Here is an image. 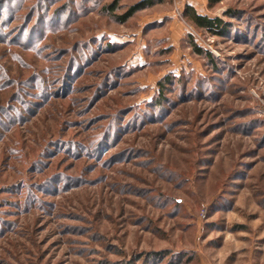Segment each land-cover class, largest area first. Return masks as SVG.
Wrapping results in <instances>:
<instances>
[{
    "label": "rangeland",
    "instance_id": "obj_1",
    "mask_svg": "<svg viewBox=\"0 0 264 264\" xmlns=\"http://www.w3.org/2000/svg\"><path fill=\"white\" fill-rule=\"evenodd\" d=\"M113 1L0 0V264H264V0Z\"/></svg>",
    "mask_w": 264,
    "mask_h": 264
},
{
    "label": "trees",
    "instance_id": "obj_2",
    "mask_svg": "<svg viewBox=\"0 0 264 264\" xmlns=\"http://www.w3.org/2000/svg\"><path fill=\"white\" fill-rule=\"evenodd\" d=\"M120 0H115L113 3L105 4L104 10L108 13L112 14L118 8V2ZM164 0H138L134 2V5L130 6L124 13L120 16H113L119 22H125L135 14L136 11L144 8H148L149 6H153L158 3H162ZM210 2H218L217 0H210ZM228 15H231L230 10L226 12ZM183 15L188 18V20L195 24L196 26L206 29L207 31H211L214 33L222 34L225 29L227 23L221 19L220 17L207 16L201 13H198L192 6L187 5L184 8ZM194 50L200 54H204L209 60H212V53L210 51L204 50L201 46H198L194 43ZM169 79V76H166L164 80ZM163 83V82H162Z\"/></svg>",
    "mask_w": 264,
    "mask_h": 264
},
{
    "label": "crops",
    "instance_id": "obj_3",
    "mask_svg": "<svg viewBox=\"0 0 264 264\" xmlns=\"http://www.w3.org/2000/svg\"><path fill=\"white\" fill-rule=\"evenodd\" d=\"M164 2H162V3H158V4H163Z\"/></svg>",
    "mask_w": 264,
    "mask_h": 264
}]
</instances>
